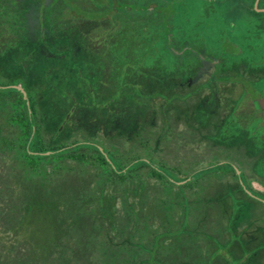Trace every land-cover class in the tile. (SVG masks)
<instances>
[{"label": "rangeland", "instance_id": "1", "mask_svg": "<svg viewBox=\"0 0 264 264\" xmlns=\"http://www.w3.org/2000/svg\"><path fill=\"white\" fill-rule=\"evenodd\" d=\"M103 1L0 0L1 250L8 248L13 264H30L33 252L38 250L39 253V248L48 240V264H68L66 261L61 263L54 260L59 245H64L61 251L71 247L73 241L77 240V237L74 240L77 226L88 223L83 219L91 220L95 217L94 226L85 227V231L90 232L84 241L86 249L80 251L76 247L73 250V256L78 260L75 259L76 263H73L104 264L110 258L111 254L108 253L116 251L114 246H108V239L101 238L106 234V223L103 217L97 219L94 212L98 211V207L86 208L85 216L80 217L82 211L78 204L86 200L81 191L86 187L88 190L94 188L93 178L89 186L82 184V179L89 175L82 167L87 163L80 164L70 155L48 157L52 153L48 151V141L54 136L58 141L55 144L59 146L91 142L104 148L115 170H118L115 167L118 166L116 160L121 166L127 165L138 155L139 148L136 147H143L140 151L144 152L149 145L152 154L144 159L148 162L146 164L151 163V159L160 162L156 171L177 183L184 182L180 174L192 176L199 168L214 165L222 159H231L232 165L237 164L243 170V174H239V168L235 169L239 179L233 172L226 173L230 178L222 177L223 173L218 175L222 179L228 178L231 182L240 183L239 190L235 183L211 185L203 180L200 185L196 180L197 193L185 195L186 199L202 202L201 223L193 219L190 224L191 227L201 229V233H197L189 241L197 239L201 244L205 239L204 246L210 247L209 253L205 254L207 259L200 261L201 257L188 256L189 252L186 255L180 249L170 259L182 258V261H175L176 264H264L262 135L240 133V126L236 129L234 125L224 128L227 132L221 130L227 115L225 114V118L221 116V105L224 106L225 103L221 104L223 98L220 102L218 88L215 87L228 86L227 95L231 96L232 91L234 99L247 98L248 101L259 91L264 95V0H109L108 6ZM124 1L133 4V9H143L139 15L146 14L144 9L149 6L155 12L153 16L161 32L166 34L171 30L175 37L174 44L178 48L185 45L191 51L184 54L183 48L179 53L184 55L178 56L173 53L176 51L171 46L169 49L163 42L161 45V41L156 45H146L148 52L134 48L136 59H145L147 62L153 57L157 70H161L160 66L168 67L169 70L176 67L178 72L169 74L162 70L161 73L155 71L156 80L151 76L150 81L134 77L131 87L125 86L120 100L113 103L109 102L107 96L113 91L111 88L115 89L117 86L112 84L115 76L112 74L111 84L108 80L101 85L103 91L99 93L96 84L102 80V75L99 71L91 74L80 47H67V44L70 45L69 41L58 35V30L76 26L81 29V35L84 32L90 35L87 43L89 48L101 50L110 37L107 27L109 20L100 16L105 9H125L126 5L122 3ZM61 5H66L65 10L60 9ZM61 14L63 21L57 19V26L50 27V19H56ZM145 23L151 31L154 25L151 18H146ZM141 24L142 22L135 21L131 28L127 27L125 35L132 37V41H136L135 36H145L146 27ZM167 26H170V30ZM67 33H72V30ZM97 57L96 60H90L92 67L100 59ZM197 57L201 61L200 66L203 62L209 66L206 70L197 69L198 75L194 78L189 70L196 64ZM217 60L214 64L219 69L221 78L230 83L220 82V75L209 81L214 70L212 62ZM137 66L138 63L135 62L132 71H137ZM183 68H186L187 75L181 73ZM235 80L237 81L234 82ZM88 84L93 86L89 88V94L84 87ZM205 84L199 99L190 102L194 107L189 110L190 104L184 101L186 94L193 86L200 88ZM17 86H21L27 95V99L24 95L23 97L33 125L30 141L29 128L22 120L27 109L20 95L13 90ZM174 95L178 97L174 99ZM247 101H243L236 112L239 114V121L244 125L249 124L248 127L253 129L260 117L264 119V112L259 111L258 105L254 108L252 102ZM179 104L180 108L177 107ZM231 105L227 108H232ZM108 106L111 108L109 111L106 110ZM188 112L193 114L191 118L188 117ZM35 128L37 140L33 143ZM228 133L233 134L234 139L227 140ZM37 149L47 150V157L38 160L30 157L28 152L34 153ZM87 156L89 159L93 157L89 153ZM101 166L96 181L99 186L111 176L107 166ZM75 184L82 186L76 188ZM159 185L160 183H155L153 189H161ZM44 197L48 199V207L43 205ZM128 199L126 195V202ZM38 203L41 205H35ZM59 205L63 207V211L60 207L57 208ZM118 206L121 208L120 202ZM114 208L115 204L113 210ZM100 210L102 215L105 211L103 208ZM59 212L74 221L58 225L60 229L57 231L61 232L58 235L57 232L53 233V226H56L55 219L59 216L56 214ZM143 214L142 224L148 229L157 227L158 220L163 216L162 212L154 211V208H149ZM21 217V224L19 222L15 226L17 219ZM47 218L48 236H44ZM13 228L21 231L22 236L26 234L31 241L15 238L12 235L13 232L16 234ZM66 230L70 236L62 240V234L67 235ZM190 233V229H184L180 235L190 236ZM202 233L206 236L203 237ZM92 234L97 236L98 242L93 241ZM102 252H107V258H100ZM0 264L8 263L0 261Z\"/></svg>", "mask_w": 264, "mask_h": 264}, {"label": "trees", "instance_id": "2", "mask_svg": "<svg viewBox=\"0 0 264 264\" xmlns=\"http://www.w3.org/2000/svg\"><path fill=\"white\" fill-rule=\"evenodd\" d=\"M109 0H104V5L108 6ZM121 2V0H120ZM124 5H126L125 9H122L123 7L119 9L110 8L105 9L104 13L100 16L101 18H108L109 20V37L110 39L104 44L103 49L101 50H92L87 46V43L89 41L90 35L83 36L80 33V29L78 27L71 26L70 29L72 30V33H67V31L70 29L62 28L61 30H58V35L63 37L65 40L69 41L70 45H76L80 47L82 50L84 56L87 59V62L85 61L86 66L89 65L91 74L96 73V71H99V73L102 75V80L99 81L97 85V89H99V93L103 91V88L101 85L106 81H110L111 84V76L112 74L115 76V80L112 84L117 85L115 86V89L112 87L111 90H113L107 98L109 99V102H115L119 101L122 95L123 90L125 89V86L131 87L133 84L134 77L139 76L141 79H148L150 81L151 76L154 78L155 71L162 70L163 72H167L169 74L178 72L177 68L171 69L166 67L163 68V66H160L161 70H157L158 66L154 65L153 57H150L149 60L146 62L145 59H136L133 54L134 48H141L140 51L146 50L148 52V49H146V45H149V43L155 44L161 41L163 44L167 45V47L170 49L171 43L168 42L167 34H164L159 29L158 23L155 21V16H153V13H155L153 10L150 9H144L147 11V13H143V15H139L143 9H133L130 3H127V1L122 2ZM66 5H61L60 9H64ZM136 6V5H135ZM65 10V9H64ZM138 12V13H137ZM149 12L152 14H149ZM50 13V12H49ZM138 14V15H137ZM63 15L61 14L57 16L56 19L51 18V26H57V19H63ZM133 17V18H132ZM137 18H140L139 20ZM151 18L154 25L152 26V30H148V26L145 23V19ZM60 21V20H59ZM63 21V20H62ZM142 22V27H146V37L141 36H135L136 41H132V37H128V35H125L126 29L129 26L134 24V22ZM170 27V26H169ZM53 29V28H52ZM117 30V32H116ZM156 30V32H154ZM54 31V30H53ZM133 32V29L131 30ZM85 34V33H84ZM56 35V36H58ZM161 35V36H160ZM149 37V38H148ZM159 44V43H158ZM173 47L176 45L173 43ZM163 47V46H162ZM172 47V46H171ZM177 47V46H176ZM180 48H176L178 50H183L185 48V45H180ZM173 49V48H172ZM174 50V49H173ZM187 51H191V48L186 47L183 50V53L185 54ZM173 52V51H172ZM174 54L180 56L182 54L175 53ZM116 54V55H115ZM160 54V52H159ZM183 54V55H184ZM182 55V56H183ZM99 56V57H97ZM110 56V61H109ZM113 56V59L111 60V57ZM115 56V57H114ZM98 59L97 63L94 65L95 67H92V64L90 63V60H96ZM158 57V56H157ZM160 57V55H159ZM198 58V57H197ZM159 60V58H158ZM137 62L138 66L136 67L137 71H132L133 64ZM201 61H199V58L196 61V64L192 67L191 70H189V74H191L192 77H196L197 72L199 70ZM179 64V63H178ZM199 64V66H198ZM80 66V65H79ZM186 66V65H184ZM198 66V68H197ZM81 67V66H80ZM198 69V70H197ZM182 71V72H181ZM181 71L182 74L187 75L186 68H183ZM164 74V73H163ZM220 75V82L230 83V81H226L225 79L221 78L220 72L212 74V76L209 78V81L212 80L214 77ZM109 77V78H108ZM156 80V78H154ZM229 79V78H228ZM235 80L234 82H236ZM206 86L202 85L200 88H195V86L192 87L191 90L186 94L187 97H190L192 95H197V93H200L201 90ZM85 87V92L89 94V88H92V84H88ZM106 86H104L105 88ZM136 88V86H134ZM15 92H17L20 95V98L22 99V102L27 109L25 111V118L23 117L22 120L25 122V125L29 128V139L30 141L32 137V130L33 125L30 121L31 116L28 113V107L26 104V100L23 97V93L18 91V89H13ZM116 90V91H115ZM262 94V92H258ZM176 99L178 96L174 95ZM185 98V100L187 99ZM199 95L195 97L194 100L189 101L190 102H196V100L199 99ZM248 97V96H246ZM173 99V100H174ZM193 99V98H192ZM230 100V98L228 97ZM232 101V100H230ZM240 103V102H239ZM237 103V104H239ZM87 104V103H85ZM109 104V103H108ZM181 104V102H180ZM180 104L177 106L180 108ZM194 104V103H193ZM257 105V104H256ZM86 106V105H84ZM191 110L192 107H194L190 103ZM100 107V106H99ZM106 108V107H104ZM238 106H232L230 109L229 114L226 116L225 120L223 121V129H221L223 132H227L224 128L227 129V126H233L234 128L241 130L240 133L246 132L247 134L256 135L259 133L262 135L259 139L264 144V119L260 117V120L258 123H255V126H253V129H250L247 125L242 124L239 121V114L236 112ZM255 108V107H254ZM111 108L108 106L106 108L107 111H109ZM257 110V109H256ZM261 111V110H260ZM188 117L191 118L193 116L192 113H187ZM262 122V123H261ZM37 125V123H36ZM221 125V126H222ZM226 125V127L224 126ZM256 133H255V132ZM36 132L37 128H35V135L33 136V143L37 140L36 138ZM233 134L228 133L227 140L234 139ZM56 137H51L50 141H48V151H52V153L48 157H54V156H71L74 158V160L82 163H87V165H84V170L88 172V176L83 180L84 186H89V182H91V179H94V182L92 183L93 189L88 190L86 189L84 191H81L85 194V201L84 202H77L78 208L82 211L80 214V217L85 216L84 211L86 208H91L94 206L97 208L96 216L97 219L99 217L105 218L103 221L106 223V229L105 233L101 238L102 239H108L106 242L108 246L115 247L116 253H108L111 254L110 258L106 259L104 261V264H174L173 260L170 259L171 256H173L178 249H180L181 253L183 251L184 254L186 252H189L188 256H195L200 257L199 255L202 253V251L205 249L204 243L205 239L202 241V243H198L197 239L194 242H190L189 239H192L197 233H201V229H197L195 226L191 227L190 224L193 222V219L196 220V222H200L203 218L202 209L200 207L201 201H197L195 199H186L187 194H196L198 187V183H195L197 180L200 182V185L203 184V180L207 181L208 183H222L223 185H229L231 183H235L234 181L231 182L229 179H222L220 174V164H215L212 167H209L207 171L199 170L197 172H193L194 174L192 176H183L180 174L181 180H184L183 183H177L173 180H170L168 177H165L162 173H159L156 171V166L160 164V162L154 161L151 159V163H148L144 159L149 154H152V152L149 151V145H147V149L144 150V152H141L140 150L143 148H139L138 155L135 157L134 160H132L129 164L121 166L119 161L116 159V165L115 167L119 170H115V168L110 164V161L108 160L109 155L106 153L107 151L104 150V148L91 143V142H76L72 145H61L59 146L57 143L58 141L55 140ZM147 143L149 141L147 140ZM32 144V142H31ZM34 145V144H33ZM35 148V145H34ZM53 149V150H50ZM136 150V151H137ZM34 153H29V156L38 160L47 157L45 152L47 151H41V150H34ZM109 151V150H108ZM147 151V152H145ZM91 154V159H89V156L87 154ZM111 153V152H110ZM112 155V154H111ZM148 155V156H147ZM93 161V162H92ZM141 162V163H139ZM157 162V163H156ZM101 165L107 166L108 172L110 176V179L104 180L103 185L101 182V185L99 186L98 183H96L97 178L101 171ZM172 170V169H171ZM180 171V170H179ZM227 172V171H226ZM233 172V175L236 176V171L231 170ZM96 174V175H95ZM219 181V182H218ZM160 183L159 187L161 189L155 191L153 188H155L154 184ZM82 184H75L76 188L77 186L81 187ZM237 184V189L239 190L240 185ZM75 185H73V189H75ZM79 192V193H81ZM126 195H128L129 199L126 202ZM125 196V198H124ZM39 197V196H38ZM40 198V197H39ZM124 198V199H123ZM41 199V198H40ZM248 199H250L248 197ZM44 207H48V199L44 197ZM121 203V208H119L118 204ZM76 203V202H75ZM109 203V206H108ZM105 204V205H104ZM113 204H115V208L113 210ZM35 205H41L40 203ZM104 205V207H102ZM107 206V208L105 207ZM43 207V208H44ZM60 207L57 206V208ZM129 207V209H128ZM101 208L104 209L105 212L101 215ZM149 208L153 209L154 211L162 212V217L158 220L157 227L153 229H148L146 226L142 224L143 221V213H145ZM63 207H60V210H62ZM119 210V211H118ZM84 211V212H83ZM51 214V212H49ZM59 215V216H58ZM58 216L55 219L56 226H53V233L59 235L61 232L57 231L60 229L58 225L71 223L70 221H74L72 219L69 220V217L66 214L62 215V212H59L56 214ZM64 216V217H62ZM106 216V217H105ZM136 217V218H135ZM65 218V219H64ZM68 219V220H66ZM77 220V218H75ZM135 220V223L133 224ZM22 217L17 219V222L15 226L21 221ZM88 223L80 224L75 229V236L74 240L77 237V240L75 242L73 241V244L63 251L62 248L64 247L63 244L59 245L57 257L54 259L57 262L63 263V261L71 262L70 264L76 263V258L73 256V250H76L78 247V250L82 251L85 248V242L86 237L88 238L87 234L90 232H86V226L92 225L94 226V219L91 220H85ZM62 221V223L60 222ZM204 221V220H203ZM202 221V222H203ZM47 227L44 231L45 235L48 236V218L46 219ZM138 223V224H137ZM144 226V227H141ZM179 226V227H178ZM14 229V228H13ZM62 229V227H61ZM184 229H190V236L188 234H181L180 233ZM18 229H14L16 234L13 232L12 235H14L15 238H19L22 241H31L27 238L26 234L25 236L21 235V231H17ZM67 235H64L62 240H66L70 233L68 234V230H66ZM94 232V230L92 231ZM104 233V232H103ZM78 234V236H76ZM203 237L206 235L204 233L201 234ZM93 236V234H92ZM81 237V239H80ZM46 238V237H45ZM66 238V239H64ZM83 238V239H82ZM80 239V240H79ZM97 241V236H93V241ZM184 241V242H182ZM72 242V241H71ZM77 243V244H74ZM181 248L178 247V245H182ZM189 245V246H188ZM208 245H206L207 247ZM86 249V248H85ZM189 249V251H187ZM106 250H109V248H106ZM191 250V251H190ZM207 251H210V247H207ZM72 252V255L70 253ZM48 240L46 241V244H44L42 247L36 250V253L33 252V255L31 257L32 261L30 264H48ZM107 252H102L100 258L103 259L106 256H108ZM70 255V256H69ZM187 255V254H186ZM0 261L6 262L8 264H13L11 262V256L7 249L0 248ZM107 258V257H106ZM76 259V260H75ZM78 261V260H77ZM64 264V263H63ZM95 264H98L97 262Z\"/></svg>", "mask_w": 264, "mask_h": 264}, {"label": "crops", "instance_id": "3", "mask_svg": "<svg viewBox=\"0 0 264 264\" xmlns=\"http://www.w3.org/2000/svg\"><path fill=\"white\" fill-rule=\"evenodd\" d=\"M96 22H99V21H96ZM100 23V22H99ZM86 35H87V33L86 32H84ZM92 36V35H91ZM174 39H175V37L173 36V43H174ZM178 50V49H177ZM180 51H176V53H179ZM216 62H218V60L217 61H214V62H212V64H213V67H214V70L211 72V76H212V74H215V69H217V67H216V65L214 64V63H216ZM202 66V65H201ZM201 66H200V68H201ZM201 70V69H200ZM219 73V69H217L216 70V73ZM197 75H198V73H197ZM197 75H196V78H197ZM210 76V77H211ZM215 87H217L218 88V96L220 97V102H221V98H223V101L221 102V104H223V103H225V105L224 106H222L221 105V116L223 117V118H225V114L226 115H228L229 114V112H230V109H228L227 108V106H230L232 103V105L231 106H240L242 103H244L243 101H247V98H237V99H234L233 98V96H234V94L232 93V91H231V93H230V95L231 96H228L227 94H228V92H229V87L228 86H215ZM236 87H239V88H241L242 86H236ZM235 87V88H236ZM235 88H232V90L233 89H235ZM192 89V88H191ZM190 89V90H191ZM204 89V88H203ZM238 89V88H237ZM203 90H201V92H202ZM189 92V91H188ZM200 92V93H201ZM200 93H197V95L196 96H200ZM261 95H263V93L262 94H260V93H258L257 92V94H255V95H253L252 97H250L249 98V102H252V105H253V107L255 106L256 107V104L258 105V107L260 108L259 109V111L261 110V112H264V109L263 108H261V106L259 105V103H258V101H257V99L261 96ZM195 95H192V96H190V97H187V99L186 100H184L185 102L186 101H191V100H194L195 99V97H196ZM228 97L230 98V100H232L230 103H229V99H228ZM193 98V99H192ZM244 99V100H243ZM234 100V101H233ZM243 100V101H242ZM247 101V102H248ZM240 102V103H239ZM237 103H239V104H237ZM181 104H182V102H181ZM190 104V103H189ZM230 161H232L231 159H222V160H219L218 162H216V164H220V166H221V168H220V173H223V175H221L222 177L223 176H227L228 178H230V175L228 174V175H226V173H230L231 172V170H234V169H240V167L238 166H236V165H232L231 163H230ZM215 165V164H214ZM213 165H211V166H204V167H202V168H199L197 171H199V170H204V171H207L208 170V168L209 167H212ZM229 166V167H228ZM238 169V173L239 174H243V170H239ZM196 171V172H197ZM227 171V172H226ZM236 171V170H235ZM233 174V173H232ZM237 174V173H236ZM239 174H237L236 175V177H238V179H239ZM233 176V175H232ZM252 176V175H251ZM248 178H250V176L248 175L247 176ZM219 182V181H218ZM240 184V183H239ZM252 185L251 186H254V184L253 183H251ZM256 186V185H255ZM256 187H258V186H256ZM261 187V186H260ZM182 242H184V241H182ZM181 246H184V244H182V245H179V248H181ZM181 252V251H180ZM183 252V251H182ZM209 252L207 251V247H205V249L202 251V253L199 255L201 258H200V261H203V260H206L207 259V255H205V254H208ZM192 257V256H191ZM193 257H195V256H193ZM180 260V258L179 259H174L173 260V263L174 264H176L175 263V261H179ZM180 261H182V258H181V260ZM217 262V261H216ZM213 264H216V263H213Z\"/></svg>", "mask_w": 264, "mask_h": 264}, {"label": "flooded vegetation", "instance_id": "4", "mask_svg": "<svg viewBox=\"0 0 264 264\" xmlns=\"http://www.w3.org/2000/svg\"><path fill=\"white\" fill-rule=\"evenodd\" d=\"M71 3V2H70ZM148 9H149V6H148ZM82 20V19H81ZM82 22L83 23H85L83 20H82ZM167 29L168 30H170V27L169 26H167ZM80 31H81V29H80ZM170 32V33H169ZM164 33V32H163ZM167 39H168V42L169 43H171V48H173L174 49V47H173V34H172V31L170 30V31H168L167 33ZM83 36H86V34H82ZM175 51H180V50H177V49H174ZM203 61V60H202ZM209 66V64H205L204 62L202 63V66H201V68L200 69H202V68H204L205 70H206V68ZM215 73H216V69H215Z\"/></svg>", "mask_w": 264, "mask_h": 264}, {"label": "water", "instance_id": "5", "mask_svg": "<svg viewBox=\"0 0 264 264\" xmlns=\"http://www.w3.org/2000/svg\"><path fill=\"white\" fill-rule=\"evenodd\" d=\"M257 4V3H256ZM17 89L21 90L23 92L24 97L27 99V95L25 90L21 87V86H17ZM259 105L261 106V108L264 109V95H261L258 99H257Z\"/></svg>", "mask_w": 264, "mask_h": 264}]
</instances>
